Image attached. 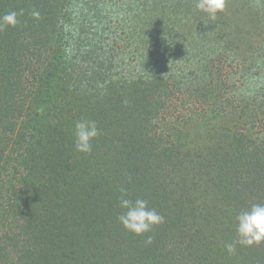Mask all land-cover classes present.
Here are the masks:
<instances>
[{
	"label": "trees",
	"instance_id": "1",
	"mask_svg": "<svg viewBox=\"0 0 264 264\" xmlns=\"http://www.w3.org/2000/svg\"><path fill=\"white\" fill-rule=\"evenodd\" d=\"M11 11L0 264H264V242L225 247L264 203V7L227 0L211 20L194 0H0ZM80 119L100 130L91 153ZM121 187L163 223L125 229Z\"/></svg>",
	"mask_w": 264,
	"mask_h": 264
},
{
	"label": "clouds",
	"instance_id": "2",
	"mask_svg": "<svg viewBox=\"0 0 264 264\" xmlns=\"http://www.w3.org/2000/svg\"><path fill=\"white\" fill-rule=\"evenodd\" d=\"M258 8L264 7V0H254ZM195 8L206 13L211 20H215L219 13L226 9L227 0H194ZM18 13L11 11L0 16V30L5 26H15ZM32 16L39 18L40 13L33 11ZM75 149L82 153H91L92 141L100 135L96 121L80 119L74 124ZM119 207L123 209L117 217L122 226L136 235L150 232L155 225L161 224L164 217L154 208L149 207L148 201L142 198H129L126 188H120ZM235 220L237 222L236 233L238 239L225 245L229 253L236 251V244L251 246L264 242V203H254L250 208L239 212ZM151 242V236L148 237Z\"/></svg>",
	"mask_w": 264,
	"mask_h": 264
},
{
	"label": "rangeland",
	"instance_id": "3",
	"mask_svg": "<svg viewBox=\"0 0 264 264\" xmlns=\"http://www.w3.org/2000/svg\"><path fill=\"white\" fill-rule=\"evenodd\" d=\"M191 132H194L193 130H190Z\"/></svg>",
	"mask_w": 264,
	"mask_h": 264
}]
</instances>
